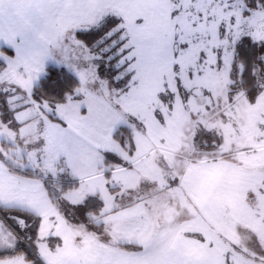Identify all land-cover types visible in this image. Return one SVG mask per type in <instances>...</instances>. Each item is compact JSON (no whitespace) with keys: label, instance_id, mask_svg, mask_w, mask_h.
I'll list each match as a JSON object with an SVG mask.
<instances>
[{"label":"snow or ice","instance_id":"snow-or-ice-1","mask_svg":"<svg viewBox=\"0 0 264 264\" xmlns=\"http://www.w3.org/2000/svg\"><path fill=\"white\" fill-rule=\"evenodd\" d=\"M0 264H264V0H0Z\"/></svg>","mask_w":264,"mask_h":264}]
</instances>
